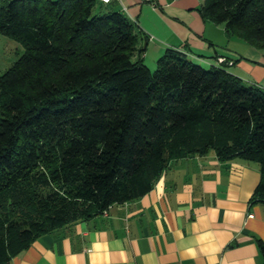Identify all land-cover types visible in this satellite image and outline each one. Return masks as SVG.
I'll return each instance as SVG.
<instances>
[{
  "label": "trees",
  "instance_id": "16d2710c",
  "mask_svg": "<svg viewBox=\"0 0 264 264\" xmlns=\"http://www.w3.org/2000/svg\"><path fill=\"white\" fill-rule=\"evenodd\" d=\"M96 3L0 0V33L25 45L0 75V264L211 150L258 161L264 200V88L172 47L152 69L129 16ZM201 13L264 51V0H204Z\"/></svg>",
  "mask_w": 264,
  "mask_h": 264
},
{
  "label": "crops",
  "instance_id": "0c3cea01",
  "mask_svg": "<svg viewBox=\"0 0 264 264\" xmlns=\"http://www.w3.org/2000/svg\"><path fill=\"white\" fill-rule=\"evenodd\" d=\"M203 3L114 0L102 9L129 16L149 66L168 47L207 67L225 56L231 72L264 88V51L206 19ZM261 176L258 161L214 150L173 160L143 196L43 233L9 264H264Z\"/></svg>",
  "mask_w": 264,
  "mask_h": 264
},
{
  "label": "rangeland",
  "instance_id": "374dc122",
  "mask_svg": "<svg viewBox=\"0 0 264 264\" xmlns=\"http://www.w3.org/2000/svg\"><path fill=\"white\" fill-rule=\"evenodd\" d=\"M104 3L97 0L95 12H101L104 8ZM25 45L6 34L0 33V75L8 69L24 52ZM227 60L222 64H226ZM156 65H152L151 68L154 69Z\"/></svg>",
  "mask_w": 264,
  "mask_h": 264
},
{
  "label": "built area",
  "instance_id": "2783aa9c",
  "mask_svg": "<svg viewBox=\"0 0 264 264\" xmlns=\"http://www.w3.org/2000/svg\"><path fill=\"white\" fill-rule=\"evenodd\" d=\"M100 2H102V3H111L112 1H114V0H99ZM227 59H226V57L225 56H219V58H218V62H219V64H222L224 61H226ZM232 62V61H231ZM107 211V210H106ZM105 211V212H106ZM250 216H254V214L253 213H251L250 214Z\"/></svg>",
  "mask_w": 264,
  "mask_h": 264
}]
</instances>
